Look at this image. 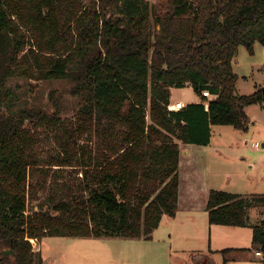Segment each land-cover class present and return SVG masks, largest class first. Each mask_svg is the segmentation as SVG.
<instances>
[{
	"label": "trees",
	"instance_id": "16d2710c",
	"mask_svg": "<svg viewBox=\"0 0 264 264\" xmlns=\"http://www.w3.org/2000/svg\"><path fill=\"white\" fill-rule=\"evenodd\" d=\"M255 40L264 46V0H0V264H43L34 244L47 237L150 239L176 213L178 143L207 146L212 126L246 129V107H263L261 90L237 93L232 69ZM15 78L69 82L76 124L57 105L14 108ZM186 85L200 102L169 111L170 89ZM41 128L59 136L52 165L80 168L87 196L27 212ZM85 136L92 148L79 145ZM253 203L264 195L211 190L208 223L251 227L264 255Z\"/></svg>",
	"mask_w": 264,
	"mask_h": 264
},
{
	"label": "rangeland",
	"instance_id": "374dc122",
	"mask_svg": "<svg viewBox=\"0 0 264 264\" xmlns=\"http://www.w3.org/2000/svg\"><path fill=\"white\" fill-rule=\"evenodd\" d=\"M146 1L152 5L161 4V0ZM232 68L237 75L238 91L241 94H253L255 86H257V89L264 90V46L258 40L253 42L252 52L243 45L238 48L236 57L232 61ZM7 86L13 92L12 105L14 108H36L52 114L57 105L59 118L64 124L67 127L76 124V113L79 110V104L78 99L70 93L71 85L69 82L35 81L15 78L9 80ZM173 98L180 99L186 103H192L197 100V95L192 88L186 86L181 89L174 88ZM248 107H246L248 108L247 114L250 117L251 124L246 129H238L232 126H213L211 130V144L209 150L206 151L204 160L210 165V175H213L216 172L217 166L215 164L217 163L213 161V157L208 159L207 152L211 151V156H214L216 160L219 159L221 164H224L221 165L222 167H218L219 174L221 176L224 174L222 177L224 181H227L230 177L237 181L240 179V182H237L236 186V189L240 190L243 189L241 183L245 182L248 185L253 183L249 190L262 193L264 191V178H258L254 172L250 171L248 166L250 161L257 162L264 154V152L259 151L264 149L262 147L264 143V103L263 107L258 104ZM3 112H5V108H3ZM54 135V131L43 128L37 129L34 132V137L37 140L34 153L38 157L39 167L29 179V184H32L34 189L32 191L29 189L26 193L27 212L50 211L54 204L66 200L70 195L74 197L79 195L87 196L86 193L80 190L82 186L80 168L52 165L53 160L64 156L59 146V136L55 137ZM87 139L86 136L79 139V145L92 148L93 145L87 142ZM245 141H247L246 144H244ZM252 144L254 147H252ZM193 146V148L199 147ZM216 149H222L225 152H216ZM261 169L264 172V157L261 158ZM219 174L218 176H220ZM256 182H259L260 185L258 186ZM233 184L234 182L232 184L224 182L225 187H232ZM251 212L256 216L254 220H250L251 222L255 225L264 223V204L257 205L253 203L252 208L248 210L249 214ZM249 225H251L250 222ZM245 233L241 232L243 239L248 238ZM74 240V246L70 249L66 250L62 245H59L63 242L67 245V242H73ZM98 242L99 239L97 238H79L72 239L71 241L70 238H48L41 240L39 243L35 242L34 250L39 253L42 250L40 255L42 254L41 257L47 260L49 264H107L94 256L98 255V253L100 255V252H102ZM185 243L197 250L201 246L206 245L207 241L198 239L195 241L188 240ZM230 243V245H235L234 241ZM153 244H156L153 245L156 249L151 251V258L149 255L145 257L142 254L138 259L126 261L127 264H198L193 259L197 251L183 252L179 258L176 256L177 252H175L173 254L174 262L171 263L166 252V247H162L163 245L158 246V243ZM256 249L260 250L257 246ZM146 250L148 249L146 248ZM140 252L143 253L145 251ZM89 253H93L94 258ZM240 256V253L230 255L219 253L215 256V259H217L216 264H239L237 261ZM249 264H264V259L262 257L261 262L256 263V261H252Z\"/></svg>",
	"mask_w": 264,
	"mask_h": 264
},
{
	"label": "crops",
	"instance_id": "0c3cea01",
	"mask_svg": "<svg viewBox=\"0 0 264 264\" xmlns=\"http://www.w3.org/2000/svg\"><path fill=\"white\" fill-rule=\"evenodd\" d=\"M237 81L235 84L236 91L239 95H243L238 91L239 88ZM186 86L189 87L188 85ZM173 90L174 88L170 89L169 106L175 103H181L184 107L187 104L200 102V99L198 97L197 100L192 103H186L180 99H174ZM257 90L262 89H257V86H255V92ZM215 98L216 97L209 96L208 100L212 101ZM248 108H246L244 112L249 119L250 125L251 120L249 115L247 114ZM212 129L213 126L211 127V130ZM246 143L247 141L244 142V144ZM178 144V197L176 204V213L174 217L169 218L168 216L163 215L158 227L153 230L150 235V239L148 240H145L143 237L133 239L121 237L97 238L99 239L98 245L99 248L102 249V252H100V255L99 253L98 255H94L93 253L89 254L92 256V258H94V255L95 258L100 259L107 264H127L126 261H131L135 258L138 259L142 254L145 255V257L149 255L151 258V251H154L156 249L155 246H153L156 244L153 243H158V246L163 245L162 247H166V252L171 263L174 262L173 254L175 252H177L176 256L179 258L181 253H187L189 251H197V254L193 257V259L198 264H216L217 259H215V256L219 253H222L223 251H227L224 253L226 255L240 253L241 256L237 261V263L239 264H249L252 263V261H256V263L261 262L262 257L264 259V255L262 254V257L255 256V252L259 250L256 249V246L254 247V245L252 244V228L210 225L208 223L206 202L208 193L211 190L238 194L243 198H249L252 195H264V191L262 193L250 191L249 188L253 185V183L248 185L245 182L241 183V187L243 189H236L237 182H240V179L237 181L233 180V178L230 177L229 179H227V181H224V179H222L224 174L221 176L218 172V167L224 164H221L219 159L216 160L214 156H211L212 152L208 151V159L213 157V161L217 163L215 164L217 166L216 172L213 175H210L211 168L210 165L205 162L204 157L206 151L209 150L211 141L207 146H199L195 148H193V145H186L181 143ZM262 147L264 148V143L262 144ZM216 150V152L220 153L225 152L222 149ZM259 151L264 152V149ZM262 157H264V154L257 162L250 161V164L248 166L250 171L254 172V174L260 179L264 178V172H262L261 169ZM242 160H244V158H242ZM218 174L220 176H218ZM224 182H227V184H232L234 182V184L232 187H225ZM256 184L258 186L260 185L259 182H256ZM250 214L248 213V219L251 224L250 226H253L255 224L250 220H254L256 216L252 212ZM241 232H246L245 235L248 236V238L243 239ZM54 238L67 239L65 237ZM44 239H48V237ZM72 239L79 238H70V241ZM198 239L204 241L206 240L207 243L197 250L193 249V247L185 243V241L188 240L195 241ZM231 241H234L235 245H230ZM67 243V245L64 242L59 245H62L63 248L67 250L74 246L73 244L75 243V240L73 242ZM147 243H150L152 245ZM146 248L148 250H146ZM143 250L145 252H140ZM40 253H42V250H40ZM51 256L54 258V260H56L53 255ZM42 261L43 264H49V262H47V260H44L43 258Z\"/></svg>",
	"mask_w": 264,
	"mask_h": 264
},
{
	"label": "built area",
	"instance_id": "2783aa9c",
	"mask_svg": "<svg viewBox=\"0 0 264 264\" xmlns=\"http://www.w3.org/2000/svg\"><path fill=\"white\" fill-rule=\"evenodd\" d=\"M202 95L206 98H209V94L208 92H203ZM205 108H207V103L204 104ZM183 108L182 104L181 103H175L171 106H168V110L169 111H178V110H181ZM252 147H254V145L252 144ZM255 256L257 257H262V253L257 251L255 252Z\"/></svg>",
	"mask_w": 264,
	"mask_h": 264
},
{
	"label": "water",
	"instance_id": "95a60500",
	"mask_svg": "<svg viewBox=\"0 0 264 264\" xmlns=\"http://www.w3.org/2000/svg\"><path fill=\"white\" fill-rule=\"evenodd\" d=\"M262 94H263V96H264V90H262Z\"/></svg>",
	"mask_w": 264,
	"mask_h": 264
}]
</instances>
